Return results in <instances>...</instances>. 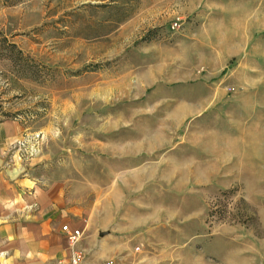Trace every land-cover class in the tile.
Wrapping results in <instances>:
<instances>
[{"label": "rangeland", "instance_id": "rangeland-1", "mask_svg": "<svg viewBox=\"0 0 264 264\" xmlns=\"http://www.w3.org/2000/svg\"><path fill=\"white\" fill-rule=\"evenodd\" d=\"M0 133L90 180L103 260L264 264V0H0Z\"/></svg>", "mask_w": 264, "mask_h": 264}, {"label": "crops", "instance_id": "crops-1", "mask_svg": "<svg viewBox=\"0 0 264 264\" xmlns=\"http://www.w3.org/2000/svg\"><path fill=\"white\" fill-rule=\"evenodd\" d=\"M6 132L5 139L12 137ZM37 161L21 168L0 162V264H66L65 224L82 231L76 247L90 253L86 263H101L105 255L98 250L107 240L98 234L103 223L114 222L113 213L105 206L99 214L81 173L68 174L66 163Z\"/></svg>", "mask_w": 264, "mask_h": 264}, {"label": "built area", "instance_id": "built-area-1", "mask_svg": "<svg viewBox=\"0 0 264 264\" xmlns=\"http://www.w3.org/2000/svg\"><path fill=\"white\" fill-rule=\"evenodd\" d=\"M62 231L66 234L71 248V254L66 264H87L86 254L76 247L82 236V231L78 228H70L68 225L62 226ZM99 264H117L114 258H109Z\"/></svg>", "mask_w": 264, "mask_h": 264}, {"label": "trees", "instance_id": "trees-1", "mask_svg": "<svg viewBox=\"0 0 264 264\" xmlns=\"http://www.w3.org/2000/svg\"><path fill=\"white\" fill-rule=\"evenodd\" d=\"M7 46H8V47H13V44H8Z\"/></svg>", "mask_w": 264, "mask_h": 264}]
</instances>
